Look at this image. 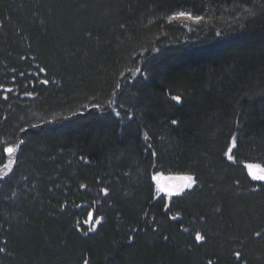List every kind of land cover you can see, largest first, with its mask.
I'll return each instance as SVG.
<instances>
[{
	"label": "trees",
	"instance_id": "obj_1",
	"mask_svg": "<svg viewBox=\"0 0 264 264\" xmlns=\"http://www.w3.org/2000/svg\"><path fill=\"white\" fill-rule=\"evenodd\" d=\"M12 145L0 264H264V0H0Z\"/></svg>",
	"mask_w": 264,
	"mask_h": 264
},
{
	"label": "rangeland",
	"instance_id": "obj_2",
	"mask_svg": "<svg viewBox=\"0 0 264 264\" xmlns=\"http://www.w3.org/2000/svg\"><path fill=\"white\" fill-rule=\"evenodd\" d=\"M187 19L188 17H184L183 19ZM210 50H212L210 48ZM213 55V53H211ZM37 95V94H36ZM7 147H12L14 149V152L11 154L6 153L7 156V161L6 163H4V165L2 167H0V180L6 179L10 176L11 172H12V168L13 165L15 163V158H16V154H17V146H7ZM235 144L233 143L232 146L230 147L227 156H231L232 158L230 160L233 159L232 156V150L234 149ZM248 165H252L251 168L248 167ZM247 170L248 173L257 180H264V179H259V177L264 176V167L261 166L260 164H256V163H250L247 164ZM157 176H161L163 177V179H161L160 181H157L156 179H154V177ZM186 176H192L190 174H155L153 176V179L155 181L156 185V193L160 196V195H165L168 200L170 201L171 198L175 195H180L182 194L185 190L191 188V187H184V185L186 184H190V181H186L181 179L182 177H186ZM161 185H166L168 187V191H164L161 187Z\"/></svg>",
	"mask_w": 264,
	"mask_h": 264
},
{
	"label": "snow or ice",
	"instance_id": "obj_3",
	"mask_svg": "<svg viewBox=\"0 0 264 264\" xmlns=\"http://www.w3.org/2000/svg\"><path fill=\"white\" fill-rule=\"evenodd\" d=\"M180 15H181V16H184V15H186V14H185V13H180ZM196 19L199 20L200 17H196ZM43 83L47 84L48 81L45 80V81H43ZM176 99L179 100L180 98H179V97H176ZM95 107L99 108L100 106L97 104V105H95ZM173 123H177V122H176V121H173ZM233 143L235 144V141H233ZM237 150H238V145H237ZM4 151H5L6 153H8V154H11V153L14 152V149H13L12 147H7L6 149H4ZM230 151H231V149H230ZM228 158L231 159L232 157L229 156ZM248 167L251 168L252 165H248ZM154 179H156L157 181H160L161 179H163V177H161V176H157V177H154ZM181 179L186 180V181H190V182H191L190 184H186V185H184V187H186V188H187V187H195L196 184H197L196 178L193 177V176H186V177H182ZM259 179H264V176L259 177ZM161 187H162V189H163L164 191H168V190H169L168 187H167L166 185H161ZM104 191H105V193L107 192L106 189H105ZM256 235H257V236H260L261 234H260V233H256ZM196 239H197V240H203L204 237L201 236L200 234H197ZM235 255H236L237 257H241V253H240V252H236Z\"/></svg>",
	"mask_w": 264,
	"mask_h": 264
}]
</instances>
